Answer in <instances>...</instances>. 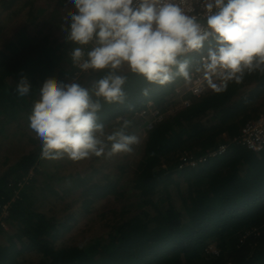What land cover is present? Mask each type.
<instances>
[{
  "label": "trees",
  "instance_id": "1",
  "mask_svg": "<svg viewBox=\"0 0 264 264\" xmlns=\"http://www.w3.org/2000/svg\"><path fill=\"white\" fill-rule=\"evenodd\" d=\"M17 2L8 0L4 7ZM48 39L49 35L37 40L21 33L17 41L8 43L11 54L0 60V114L19 105V100L27 101L6 78H27L30 96L35 97L37 78L47 83L66 82L76 76L72 50L66 58L63 54L57 57V61H68V67H62L51 58L53 48L45 46ZM206 49L207 44L200 56ZM200 56L197 64L189 65V71L200 67ZM107 71L92 69L76 80L91 87ZM115 71L127 76L123 86L126 98L124 103L111 104L100 98L103 107L98 116L104 134L108 126L111 132L122 126L118 118L133 121L149 101L164 112L174 98L190 99L188 106L171 110L146 128L141 155L130 174L140 198L139 211L114 210L107 221L109 236L104 239L56 246L62 230L71 228L69 223L75 219L70 215L58 220L31 207L25 188H34L44 158L40 142L30 136L32 148L0 175V264H19V257L28 250L42 256L36 264H264V150L251 151L235 140L229 143L247 120L264 111V72L246 71L240 83L230 81L221 93L209 87L195 96L185 90L176 92L182 76L160 86L131 73L126 64ZM143 89H149V94L143 95ZM142 125L146 126V121ZM134 129L128 124L125 130L131 135ZM222 143L228 144L227 151L211 156ZM203 157L206 160L201 162ZM192 159L199 161L197 166L189 164ZM97 172L94 168L87 176L79 173L72 178L81 189L85 209L96 198L121 193L117 179L95 181ZM27 175L19 199L4 212L3 205L14 189L12 183L19 184ZM172 185L179 192V204L172 197ZM156 195H161L158 202ZM147 205L154 207V215L144 208ZM6 224L11 229L3 231ZM212 243L219 252L207 250Z\"/></svg>",
  "mask_w": 264,
  "mask_h": 264
},
{
  "label": "clouds",
  "instance_id": "2",
  "mask_svg": "<svg viewBox=\"0 0 264 264\" xmlns=\"http://www.w3.org/2000/svg\"><path fill=\"white\" fill-rule=\"evenodd\" d=\"M195 2L201 11L194 4L186 10L177 0H66L73 10L62 31L76 45L73 62L82 71H108L91 87L77 80L43 85L28 117V131L40 142L43 158L80 161L105 154L108 146L97 135L104 134L100 98L124 103L127 76L115 71L124 64L147 82L164 86L178 76L190 79L188 56L205 53L207 44L198 70L217 93L230 81L240 83L246 71L264 72V0ZM15 91L23 98L31 94L24 78ZM142 93L148 95L149 89ZM128 123L106 136L107 155L131 152L138 143L126 132Z\"/></svg>",
  "mask_w": 264,
  "mask_h": 264
},
{
  "label": "rangeland",
  "instance_id": "3",
  "mask_svg": "<svg viewBox=\"0 0 264 264\" xmlns=\"http://www.w3.org/2000/svg\"><path fill=\"white\" fill-rule=\"evenodd\" d=\"M7 2L8 0H0V60L11 54L8 43L17 41L21 33L37 40H42L44 35H49V42L45 46L53 48L51 58L54 61H57L60 54H63L65 58L69 56L75 45L66 38L62 31V21L73 10L70 6H66V0H18L16 4L5 8ZM31 12H33V16ZM199 56L200 53H192L188 56L191 61L190 66L197 64ZM184 58L181 57V59ZM57 63L62 67H68L67 60H59ZM24 79L27 80V78ZM76 79H78L77 76L73 75L66 82ZM6 80L13 87L18 84L20 78L9 77ZM37 82L39 84L35 88L39 91L35 97L29 96L27 101L19 100V105L7 107L0 114V175L14 166L21 154L32 148L29 137L33 135L28 131V117L31 114L33 105L38 103L40 89L45 84L42 82V78H37ZM183 85L184 78L175 86L176 92L177 90L182 92L183 88L181 86ZM178 95L179 93H177V97ZM179 98L181 97L179 96ZM185 99L174 98L173 105L169 107L168 111L164 112L158 110V107L153 105V101H149L148 107L135 115L133 121L125 117L118 118L117 122L121 125L128 121V124L135 127L132 134L138 137V143L131 146V152L107 155L110 142L107 141L106 136L112 131V128L108 126L107 131H105L106 134L98 135L104 144L108 146L105 148V154L101 156L92 155L80 161H73L67 156L59 159L44 158L43 162L39 164L42 172L39 174L34 172L37 176L34 188H25L28 175L19 184L12 183L14 189L10 193L12 194L10 199L5 204H8L9 207V204L16 202L21 195V191L25 188L33 209L43 212L47 216H53L58 220L73 215L75 220L70 221L71 228L62 230V235L57 240L56 246L72 243L73 245L86 244L93 239L108 237L109 227L107 221L108 218L113 216L114 210L120 212L124 207L130 209L132 214L139 211L137 203H140V198L136 195L138 190L131 182L130 174L141 155L140 149L147 135L146 128L157 119L166 117V114L171 110L181 107ZM13 108H16V110ZM144 121H146V126L142 125ZM94 168L99 169V172L94 174L95 181L100 180L101 183H107L109 179H117V190L122 194H110L106 197L96 198L90 204L89 209H85L81 189L72 178L79 173L80 176H87L86 174L91 173ZM119 175L120 177H118ZM84 178L87 179L88 177ZM170 189L172 197L179 204L178 190L173 185L170 186ZM123 191L125 195H123ZM160 197L161 195H156L155 201H160ZM144 208L147 209L150 215L156 213L153 206L147 205ZM10 229L9 225L6 224L3 231ZM3 235H6L5 232ZM1 241H3V238H0V243ZM207 250L219 252L214 243L210 244ZM41 257L39 253L28 250L19 257V264H36L41 260Z\"/></svg>",
  "mask_w": 264,
  "mask_h": 264
},
{
  "label": "built area",
  "instance_id": "4",
  "mask_svg": "<svg viewBox=\"0 0 264 264\" xmlns=\"http://www.w3.org/2000/svg\"><path fill=\"white\" fill-rule=\"evenodd\" d=\"M177 2L180 3L181 6L184 7L186 10L191 8L193 4L197 11L202 10L200 4L198 2H195V0H177ZM201 22H203L202 17H201ZM92 46H93L92 44L84 46L85 52H87V50L90 49ZM80 62H82V60ZM75 66H76V71H75L76 76H79L81 73L92 70V69H88L86 71H82L78 67V63H75ZM198 69L199 68L190 70L189 71L190 79L185 80L184 78V85L181 86V88H183V91L185 90L195 96L201 95L204 91H206L209 88L203 71ZM216 82L219 83V80H216ZM189 104H190V99L186 98L185 100H183L182 106H188ZM160 119L161 118H159V120ZM234 140L251 151L259 152L264 150V111L260 113V115L257 118H254L249 121L247 120L246 124H244V126L241 129V133L234 139L230 140L229 143L233 142ZM228 148L229 146L226 143L219 144L218 148L213 153H211V156L224 154ZM200 159L201 162L206 160V158L204 157ZM198 162L199 161H197L196 159H192L189 162V164L191 166H197ZM7 209H8V204H4L3 205L4 212H7L8 211Z\"/></svg>",
  "mask_w": 264,
  "mask_h": 264
}]
</instances>
